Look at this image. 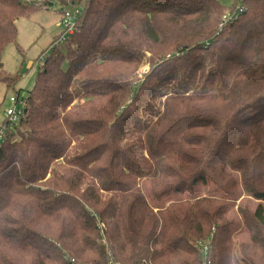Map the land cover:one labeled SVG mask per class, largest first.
<instances>
[{"label": "trees", "instance_id": "1", "mask_svg": "<svg viewBox=\"0 0 264 264\" xmlns=\"http://www.w3.org/2000/svg\"><path fill=\"white\" fill-rule=\"evenodd\" d=\"M54 3L64 36L0 145V264H264V0L221 29L217 0H0V64ZM144 182L227 197L159 209Z\"/></svg>", "mask_w": 264, "mask_h": 264}, {"label": "rangeland", "instance_id": "2", "mask_svg": "<svg viewBox=\"0 0 264 264\" xmlns=\"http://www.w3.org/2000/svg\"><path fill=\"white\" fill-rule=\"evenodd\" d=\"M225 8H230L234 0H217ZM60 8L66 9L54 3V5L47 10H38L28 17H23L17 20V46L8 45L5 47L1 55V64L3 71L11 76H16L17 82L13 88H7L6 85L0 81V126L6 121V111L11 104L9 98L15 96L18 92L19 100L25 99L28 92L32 89L36 75L42 66L41 57L46 52H49L53 40L60 37L63 33L59 25L61 14ZM64 36V35H62ZM148 71V67L144 66L138 71V77H141ZM20 102L17 105H20ZM143 193L147 202L156 207L161 208L168 203L190 200L199 197H214L226 198L227 196L216 188L213 184L197 185L192 190L184 191L178 194H170L160 201L151 199L147 191V183H143ZM239 200L242 204L254 209L257 201L253 200L243 193L239 194ZM228 218L232 221V228L234 229L233 241L245 242L249 240L248 234L244 229L240 216L236 210H233Z\"/></svg>", "mask_w": 264, "mask_h": 264}, {"label": "built area", "instance_id": "3", "mask_svg": "<svg viewBox=\"0 0 264 264\" xmlns=\"http://www.w3.org/2000/svg\"><path fill=\"white\" fill-rule=\"evenodd\" d=\"M246 0H234L232 6L230 8H225L220 22H219V29L224 27L226 24L233 22L236 20L245 10ZM73 15L68 14L67 12L63 14L60 23L65 27H68V32H71L73 27ZM20 102V105H17ZM9 102L11 107H9L6 111V122H4L0 126V145L4 142V133L6 131L7 125L11 126L14 122H16L22 113L25 105L26 100L21 99L19 100V96H13L9 98Z\"/></svg>", "mask_w": 264, "mask_h": 264}, {"label": "water", "instance_id": "4", "mask_svg": "<svg viewBox=\"0 0 264 264\" xmlns=\"http://www.w3.org/2000/svg\"><path fill=\"white\" fill-rule=\"evenodd\" d=\"M2 64H0V67H1Z\"/></svg>", "mask_w": 264, "mask_h": 264}]
</instances>
